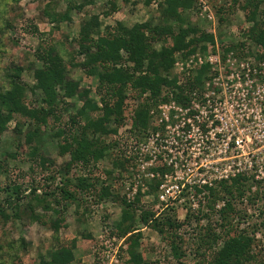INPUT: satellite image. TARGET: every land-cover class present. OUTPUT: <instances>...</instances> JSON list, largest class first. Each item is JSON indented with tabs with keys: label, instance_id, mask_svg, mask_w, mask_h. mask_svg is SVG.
Wrapping results in <instances>:
<instances>
[{
	"label": "trees",
	"instance_id": "obj_1",
	"mask_svg": "<svg viewBox=\"0 0 264 264\" xmlns=\"http://www.w3.org/2000/svg\"><path fill=\"white\" fill-rule=\"evenodd\" d=\"M20 1L0 0V16ZM128 1L123 0V4ZM151 1L144 0V4L150 5ZM137 2L140 1L135 0L134 5ZM209 2L213 4V0ZM58 3H64L65 9L49 12V7ZM92 3L93 0H51L46 5L43 13L51 25V38L40 40L34 48V60L27 68L32 72L33 85L23 82L22 73L28 71L23 66L12 62L5 73L0 70V140L14 121L12 138L16 147L13 153L6 149L0 157V175L4 176V186L0 188V219L11 226L27 217L30 224L46 226L52 231V239L58 242L60 230L68 227L64 213L70 206L74 207L80 225L89 213L96 211L89 206L117 201L122 207L120 219L111 230L104 228L89 264H164V260H151L146 254L165 249L172 255L171 261L185 264L186 243L178 232L186 227L191 216L187 214L182 220L174 210L156 216L139 208V197L131 204L125 197H119L117 181L126 172L127 159L116 152L118 142H108L107 138L117 136L130 126V132L140 139L148 126V112L152 107L168 101L169 95L178 103L188 102L184 93L202 82L203 73L209 67L204 66L194 77L188 76L182 85L172 70L177 55L187 59L200 48L203 52L206 44H214L213 34L193 25L192 13L200 11L203 3L159 0L153 17L130 27L121 22L104 26L101 16L107 17L120 7L111 1L107 3L109 10L100 9L98 14L89 15L86 7ZM232 3L230 12L237 6L249 24L245 41L260 47L262 52L257 57L264 59V0H232ZM214 14L220 25L227 23L229 13L224 5L217 6ZM74 15L83 17L79 18L78 32L69 35L75 25ZM6 27L12 29V24L6 23ZM32 30L37 34V27ZM221 46L224 54L239 48L235 44ZM75 72L82 77L72 78ZM82 80L88 83L87 87L82 86ZM93 87L95 97L92 98ZM21 138L28 149L26 155L31 167L37 165L45 173L30 185L28 192L10 178L8 168L9 160L25 154L19 146ZM54 147L56 155L50 157L49 149ZM104 159L112 169L101 170ZM245 182V178L238 177L210 189L207 206L211 210L223 195L229 196L230 201L218 212L222 219L217 223L219 233L210 225L197 226L194 230L193 264H262L260 252L254 251L259 246V240L254 237L264 227V220L250 230L240 229L241 222H233L237 213L241 218L245 216V208L240 206L241 198L250 190V184ZM259 194L247 196L248 203L242 206L255 204ZM23 196L28 201L22 211ZM262 207L260 214L264 215ZM38 209L43 215L37 213ZM147 227L161 237L160 247L143 248L141 230ZM81 235L86 239L91 237ZM1 240L0 264H23L21 256L26 255L29 243L23 237L13 239L9 234ZM74 249L75 240L69 246L48 251L45 255L48 261L39 255L38 264H81L75 259Z\"/></svg>",
	"mask_w": 264,
	"mask_h": 264
},
{
	"label": "built area",
	"instance_id": "obj_2",
	"mask_svg": "<svg viewBox=\"0 0 264 264\" xmlns=\"http://www.w3.org/2000/svg\"><path fill=\"white\" fill-rule=\"evenodd\" d=\"M223 51L216 47L176 60L179 85L209 67L202 82L184 93L188 102L169 95L149 110L142 138L130 126L111 138L118 142L116 152L127 159L121 194L127 203L139 197V208L156 216L181 210L183 219L189 214L194 224L200 214L220 217L229 196L216 200L212 210L207 204L210 189L223 181L247 180L244 204L250 194L264 196V59L257 57L262 50Z\"/></svg>",
	"mask_w": 264,
	"mask_h": 264
},
{
	"label": "rangeland",
	"instance_id": "obj_3",
	"mask_svg": "<svg viewBox=\"0 0 264 264\" xmlns=\"http://www.w3.org/2000/svg\"><path fill=\"white\" fill-rule=\"evenodd\" d=\"M51 0H21L17 6H9V11L3 13L0 16V70L5 73L6 68H10L11 63L17 66H23L26 70H28V65L33 62V51L37 46L40 40L50 41V23L48 19L45 17L43 11L46 8V5L49 4ZM111 1L114 2L117 6L120 7L118 10V14H115V20L121 21L125 26L130 27L136 22H143L155 15L157 13V2L159 0H152L150 5H145L144 0H139L136 5H134L135 0H129L127 4H123V0H93V3L86 7L89 15L98 14L100 9H110L107 3ZM207 1V0H206ZM205 0H199V2L203 3L201 5L200 11H195L192 13L193 17V25L197 26L201 31L207 34L214 35V44L208 43L206 44V48L203 49V52L198 50L194 54L198 53L199 55L206 54L207 49L216 48L224 49L221 44L227 45H239V48H247V49H257L260 48L255 46L252 42L245 41L244 33L246 32L249 24L246 22L244 17L243 10L239 9L237 6L230 12L229 7L233 6L232 0H213V4L211 2L206 3ZM212 5V6H211ZM224 5L225 8H228V21L227 23L220 25L216 15L214 14V10L220 6ZM230 5V6H229ZM236 5V4H235ZM55 6V7H52ZM49 7V12H60L65 9V5L58 3V6L52 5ZM14 9L11 11V9ZM231 13V14H230ZM83 17V15H74L75 25L70 28V33L76 34L78 32V21L79 18ZM210 17V19H208ZM104 20V26L113 24L115 21H106L104 16H101ZM105 21L107 23H105ZM6 23L12 24V29L6 27ZM176 27V25H174ZM37 27V34H33L32 28ZM65 30V29H64ZM43 33L44 36L40 38L39 34ZM55 37V36H54ZM247 43H245V42ZM245 44L244 47H241L240 44ZM203 45V44H202ZM157 48L159 46L157 45ZM176 60L182 61L185 60L183 58H179V55L176 56ZM30 68V67H29ZM172 72L177 75L176 70L174 69ZM82 75L79 72H75L72 74V78L78 80ZM185 77L181 76V80ZM23 82L33 85L34 81L32 79L31 71H24L22 73ZM92 86L95 85V81L91 83ZM82 86L87 87L88 83L85 80H82ZM92 94L91 97H95L94 95V87L91 88ZM29 95V94H28ZM165 95V94H164ZM98 100V97H96ZM14 121L9 125V130L2 135L0 140V157L2 156V152L8 151L14 152L16 148L14 145V140L12 138L13 133L12 129L14 128ZM129 134L123 135V140H127ZM111 138H107V141H111ZM4 143V144H3ZM21 151L25 154L19 156L18 159H12L8 162V168L10 170V178L15 183L19 184L22 189L28 192L30 185L40 180L42 176L45 175L37 165L31 167V163L26 155L28 149L24 145L23 138L20 141ZM56 147L49 149L48 154L50 157H54L56 155ZM26 155V156H25ZM60 165V161H57V166ZM101 170H109L112 169L111 164L108 160H103L100 165ZM95 174V171L93 172ZM120 178L117 181L119 185L118 195L122 197V181L125 178ZM4 186V176L0 175V188ZM100 186V185H99ZM25 193V195L27 194ZM246 194L241 198L244 203V199ZM24 199L21 210L23 211L27 205V198L23 196ZM222 198V197H221ZM258 202L255 201V204H248L246 207L240 205L242 208H245V216L242 218L238 215L233 218V222L235 224L241 222L239 224L240 229L249 228L254 224L260 225V223L264 220V215L260 214L262 210V205L264 206V196L262 198H257ZM248 203V201H247ZM245 205V204H244ZM95 205L89 206L96 209L95 213H89L86 216V221L82 224H78L76 217L74 215V207L70 206L68 210L64 213V218H66L67 228H63L59 232L58 242H55L52 239V231H50L46 226H42L38 223H29V219L24 217L22 222H15L13 225L5 224L0 219V243L1 239L4 238L6 234H9L13 239L24 238L25 242L29 243L28 250L26 251V255H22L21 259L23 264H38L39 263V255L45 257V261H48L46 258V254L53 248H57L60 246H69L70 242L75 240V259L80 260L81 264H89L91 262L93 252L98 248V244L96 242L101 239L104 228L107 230H111L112 226H114L115 222L120 219L121 215V206L117 201L107 200L100 203L99 206L94 207ZM40 210V211H39ZM249 210V213H248ZM258 210V211H257ZM37 213L43 215L41 209L37 210ZM184 212L180 210L177 213V216L183 220ZM200 214L196 222L192 224L191 217L186 227H182L178 234L185 239L186 243V257L183 258L185 264H193L195 257H193L194 247L192 245L193 241H195V229L197 226L206 227L208 225L215 227L216 233H219V224L221 222V218L217 217L215 214L201 216ZM28 216V215H27ZM205 217V218H203ZM55 218V217H54ZM218 218V221L216 220ZM46 220V217L43 218V221ZM200 220H205L208 223L206 225H202ZM26 224V226H24ZM142 227V226H140ZM250 233V231H248ZM81 234H89L90 239L84 238ZM251 234V233H250ZM142 244L144 247H160L162 245V240L159 234L156 231H153L151 228H143L141 230ZM194 237V239H193ZM258 241V247H255V250L260 252L259 262L264 264V227H260L259 231H256L255 237ZM155 252V251H154ZM149 257L151 260H164V264H176L172 260V255L169 251L165 249V251H156V253L146 254V257ZM5 258V257H4ZM167 258L169 261H167ZM258 262V261H257ZM259 264V263H258Z\"/></svg>",
	"mask_w": 264,
	"mask_h": 264
},
{
	"label": "crops",
	"instance_id": "obj_4",
	"mask_svg": "<svg viewBox=\"0 0 264 264\" xmlns=\"http://www.w3.org/2000/svg\"><path fill=\"white\" fill-rule=\"evenodd\" d=\"M118 12V11H117ZM117 12H115V13H113V14H111V15H109V16H107V17H105L106 19V21H115L113 24H115L116 22H121V21H117V20H115L116 18H114L115 17V14H118ZM104 21V20H103ZM105 21V23H107ZM122 23V22H121ZM110 25H112V23L110 24ZM75 255V254H74Z\"/></svg>",
	"mask_w": 264,
	"mask_h": 264
}]
</instances>
